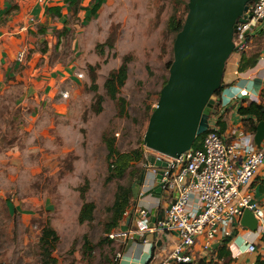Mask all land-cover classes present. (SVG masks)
Returning <instances> with one entry per match:
<instances>
[{
  "label": "rangeland",
  "instance_id": "rangeland-1",
  "mask_svg": "<svg viewBox=\"0 0 264 264\" xmlns=\"http://www.w3.org/2000/svg\"><path fill=\"white\" fill-rule=\"evenodd\" d=\"M186 1L109 0L97 22L92 19L81 25L84 41L75 43L76 32L64 27L59 41L55 32L48 52L45 42L36 40L34 48L25 50L23 68L18 65L3 75L0 264H43L38 236L40 222L47 218L60 237L52 251L57 264H86L82 259L85 237L93 249L91 264H99L117 244L106 239L107 208L117 186L131 185L135 178L128 174L123 179L106 181L107 149L101 137L104 133L114 136L120 151L138 147L143 139L146 107L155 106L168 75L166 64L173 57L175 36L166 30L168 19L173 14L176 18L185 16ZM112 32L115 38L109 47L104 41ZM123 57H128V72L118 95L126 99L127 115L119 116L116 102L107 97L103 82ZM73 63L76 65L71 75L82 85H74L68 78L50 94L45 86L34 84L49 77L54 69L64 70ZM89 64L99 65L95 72L103 109L98 114L90 107L95 93L90 89ZM65 92L67 97L63 96ZM81 188L85 189V199L96 206L93 220L82 224L77 221Z\"/></svg>",
  "mask_w": 264,
  "mask_h": 264
},
{
  "label": "crops",
  "instance_id": "crops-1",
  "mask_svg": "<svg viewBox=\"0 0 264 264\" xmlns=\"http://www.w3.org/2000/svg\"><path fill=\"white\" fill-rule=\"evenodd\" d=\"M96 1L0 0V10L9 9L5 23L0 26V81L3 75L12 71L14 67L16 68L19 65L20 68H23L21 64L24 63L17 59V54L20 51H24L25 58V50L34 48L37 45L36 40L45 42L44 47L47 48L46 52H48L51 49L55 32L59 34V41L63 36L62 29L65 27L70 32H72L71 30L76 32L75 43L76 41L77 44L80 41H84L81 36L84 23L92 19L97 22L100 13L106 12L110 4L109 0H100L97 8L92 13L91 8ZM81 25L83 26L81 27ZM254 33H256V30L250 31L248 35H253ZM32 35H36V38L32 37ZM250 42H252L251 38ZM75 43L73 46H75ZM249 50L250 48L245 51L235 50L227 59L222 77L221 90L216 95L218 105L215 108V113L210 115L209 118L210 121L215 122L217 121V117H219L221 124L218 129L227 141L235 138L239 133L245 132L242 116L237 111L238 107L240 105H247L249 102L262 107L264 100V45L261 46L253 64L250 63V58H254V55H251ZM35 55L38 56L39 52H36ZM75 65L73 63L68 68H64V70L54 69L53 74L41 80L38 79L34 84L37 85L38 82V86H45V88L49 89L48 92L50 94L55 92V86L59 85L62 80H68V78L71 79L74 85H82L80 80L71 75L75 69ZM73 94L75 93L73 92ZM263 177L264 163L258 167L251 182L246 187V190L251 194L252 200L258 203L262 210L261 220L258 221V229L253 232L241 226L239 219L234 222L232 235L225 246V251H228L231 257L229 264H253L258 256H264V189L261 190L259 184V179ZM148 184L150 186L155 185V181L150 179L146 185L148 186ZM146 185L144 186L147 187ZM171 200L172 198L166 196H163L159 200L152 195H148L138 202L149 211H154V216L157 220L164 214ZM133 204H135L134 200H132L131 206L128 208L119 227L125 228L130 225L132 217L129 218V211H131ZM198 204L197 194L194 192L190 193L187 205L188 211H196ZM152 236L153 234L148 233L146 238L150 240ZM221 240L222 238H217L211 243L210 248L203 249V238L198 237L192 248V260L189 263L205 264L211 260H217V251L221 246ZM178 241L179 237L176 233L157 234L154 248L157 257L155 263L167 256ZM250 243L253 245L252 250H248ZM118 245L114 244L113 264L146 263L149 244L145 240L142 239L139 242H134L128 248L124 245L121 250V256L116 257ZM222 261L221 259L220 262L222 263Z\"/></svg>",
  "mask_w": 264,
  "mask_h": 264
},
{
  "label": "built area",
  "instance_id": "built-area-1",
  "mask_svg": "<svg viewBox=\"0 0 264 264\" xmlns=\"http://www.w3.org/2000/svg\"><path fill=\"white\" fill-rule=\"evenodd\" d=\"M253 1L244 12L251 14L248 22H236L233 40L238 48L245 45L247 35H244V31L247 28H250V31H261L264 41V0ZM23 57L24 51L18 52L17 59L22 61ZM80 76L81 74H78V77ZM63 96L67 97L66 92ZM262 107L264 110V100ZM144 148L143 169L152 175L159 169L162 170V192L159 200L163 196L172 198V191L176 188L175 201L170 202L164 214L152 222L147 214L149 210L138 202L144 198L141 197L144 188L141 189L139 198L131 207L130 225L114 228L106 233V237L119 245H126L129 239L145 240L149 244L145 264L190 262L192 248L198 237L203 238V249H208L215 239L231 236L234 222L239 219L244 209L251 210L258 221L261 220V207L252 200L246 187L258 167L264 163V139L260 147H257L252 133L241 132L227 141L215 122L209 120V128L201 146L191 147L177 157L145 146ZM149 156L166 162V166L157 167L150 164ZM192 192L197 194L199 200L198 208L194 212L187 209ZM148 233L153 234L150 240L146 238ZM166 233H176L179 241L167 256L155 263L157 234ZM252 249L253 245L250 243L248 250ZM119 256L121 251L116 253V257Z\"/></svg>",
  "mask_w": 264,
  "mask_h": 264
},
{
  "label": "water",
  "instance_id": "water-1",
  "mask_svg": "<svg viewBox=\"0 0 264 264\" xmlns=\"http://www.w3.org/2000/svg\"><path fill=\"white\" fill-rule=\"evenodd\" d=\"M252 1L188 0L184 22L174 37L173 60L167 81L161 87L149 117L142 139L143 146L177 157L192 147L196 136L208 130L210 115L215 113L218 105L215 91L222 86L225 63L238 48L233 40L236 22H248L251 14L244 12ZM249 32L250 28H247L244 35ZM263 139L264 119L257 122L253 135L257 147H260ZM148 161L157 167L166 166V162L152 156L148 157ZM161 178V169L155 175L142 169L131 184L132 199L137 201L138 193L143 188L142 198L152 195L159 199ZM150 179L155 181V185H146ZM171 195V202L174 203L176 188ZM147 214L152 222L156 221L154 211H147ZM239 223L253 232L258 229V219L248 209L242 211ZM134 242L139 240L129 239L126 248Z\"/></svg>",
  "mask_w": 264,
  "mask_h": 264
},
{
  "label": "trees",
  "instance_id": "trees-1",
  "mask_svg": "<svg viewBox=\"0 0 264 264\" xmlns=\"http://www.w3.org/2000/svg\"><path fill=\"white\" fill-rule=\"evenodd\" d=\"M100 0H97L96 3L93 4L91 8V12L93 13L94 10L97 8ZM187 2H185V9L187 13ZM254 1H252L253 3ZM251 3V4H252ZM14 8V7H13ZM9 9H5L4 11L0 10V26H2L6 21V15L8 14ZM185 13V16H186ZM173 14L168 19V23L166 26V30L173 35L181 29L182 24L184 22L185 16H178ZM115 23V22H111ZM115 26L113 29H116ZM115 35L112 32L111 35L107 37L104 43L108 44L109 47L113 46ZM250 38L252 42H250ZM256 39V40H255ZM251 43V44H250ZM264 45V41L262 38V32L256 31L253 35H247L245 37V45L244 47L237 48L236 50L245 51L250 48L249 53L254 55V58H250L251 64H253L256 60L257 55L261 49V46ZM171 60H169L166 64V69L169 70L171 65ZM128 57H123L120 65L108 72L104 82L103 87L105 89L106 95L108 98L114 100L119 110V116H126L127 113L125 112L126 106V99L122 96H119V90L124 85L127 79V72H128ZM98 64H89V75H90V89L93 91L94 94V101L93 105L91 104L90 107L94 109L96 114L100 113L103 109L102 101L103 96L97 93L98 85L96 83V70L98 69ZM168 77V75H167ZM167 77L163 81L162 86L166 83ZM221 89H217L215 94L218 95ZM158 100V99H157ZM154 107L147 106L145 110V118L142 127V133L146 130L149 117L153 112ZM238 113L242 116V123L244 126L245 132H251L254 134L256 121L263 120L264 118V110L260 105L254 104L253 102H249L247 105H240L237 109ZM217 127L221 124L219 121V117H217V121H215ZM221 127V126H220ZM206 135L202 133L196 136L194 140L193 148L200 147L202 144V139ZM102 142L105 144L107 149L106 161H107V169L108 174L106 177V181L110 180H119L125 178L129 174V178L134 179L136 178L141 170L143 169L142 164L141 167L136 166L137 163L144 162L145 157V148L143 146L142 138L139 141L138 147L131 149L129 151H120L115 145V137L108 135L107 133L102 134ZM87 180V179H86ZM135 180V179H134ZM260 189H264V177L259 179ZM80 199L82 200V204L80 209L77 213V221L78 223L82 224L84 222H91L94 218V210H95V203L92 201H87L85 199V189L81 188L80 192ZM132 191L131 185L125 186L119 184L117 186V191L115 193L114 199L112 204L107 208L109 212V217L105 223V232L108 233L110 230L117 228L120 226L121 221L124 218L128 208L131 206L132 203ZM41 229L38 236V247L40 250L41 262L43 264H57V258L52 255V251L55 249L57 243L60 240L59 234L57 230L51 223V219H46L43 222H40ZM230 236L225 237L221 240V246L218 248L217 251V260H211L205 264H229L231 262V257L229 256L228 251H225V246ZM107 239V242L113 244L114 241ZM84 246L82 250V259L87 261L86 264H91V253H92V245L88 243L87 237L84 238ZM124 245H118V251H121ZM114 252L115 247L111 248V252L107 253L102 257V260L99 264H113L114 263ZM221 259L223 260L222 263L220 262ZM178 264H191L187 263H178ZM253 264H264V256H258L257 259Z\"/></svg>",
  "mask_w": 264,
  "mask_h": 264
}]
</instances>
